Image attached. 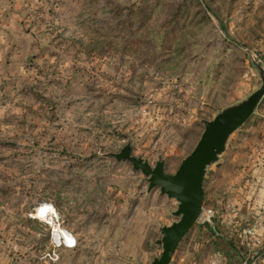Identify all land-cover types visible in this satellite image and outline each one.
<instances>
[{
    "label": "rangeland",
    "instance_id": "obj_1",
    "mask_svg": "<svg viewBox=\"0 0 264 264\" xmlns=\"http://www.w3.org/2000/svg\"><path fill=\"white\" fill-rule=\"evenodd\" d=\"M132 1L0 0V264H148L177 201L109 152L129 142L173 172L201 119L258 86L264 0H202L203 21L188 7L165 50L156 34L177 0L120 26L114 8ZM251 146L264 150V94L206 167L204 207L230 197L226 179ZM200 224L168 264H234L223 252L238 227Z\"/></svg>",
    "mask_w": 264,
    "mask_h": 264
},
{
    "label": "water",
    "instance_id": "obj_2",
    "mask_svg": "<svg viewBox=\"0 0 264 264\" xmlns=\"http://www.w3.org/2000/svg\"><path fill=\"white\" fill-rule=\"evenodd\" d=\"M253 65L260 78L258 86L241 99L220 108L210 118L201 119L203 127L197 140L179 160L173 172L163 169L162 158H157L150 165L146 158L131 154L129 142L123 144L118 151L109 152L116 160L125 159L132 169L142 172L147 181L146 191L156 186L159 194L177 201L171 213L178 218L158 227L161 234L154 241L160 244L161 251L148 264L170 262L176 245L201 211L202 178L206 167L217 161L229 134L248 118L264 94V70L258 63Z\"/></svg>",
    "mask_w": 264,
    "mask_h": 264
},
{
    "label": "crops",
    "instance_id": "obj_3",
    "mask_svg": "<svg viewBox=\"0 0 264 264\" xmlns=\"http://www.w3.org/2000/svg\"><path fill=\"white\" fill-rule=\"evenodd\" d=\"M253 149L251 146L250 151H246L242 161L226 179L225 189L229 190L230 197L220 205L221 208L215 209L216 218L213 219H217L221 224L229 222L238 227L234 228L230 239L228 246L230 253L223 252L229 255V258H233L231 260L235 262L234 264H239L236 263L239 259L240 264H264V240L248 246L242 240L244 237L242 229L257 217H261L259 215L264 216V150L261 148V152H254ZM255 230L262 235L264 225L256 226ZM257 258L260 260L256 262Z\"/></svg>",
    "mask_w": 264,
    "mask_h": 264
},
{
    "label": "trees",
    "instance_id": "obj_4",
    "mask_svg": "<svg viewBox=\"0 0 264 264\" xmlns=\"http://www.w3.org/2000/svg\"><path fill=\"white\" fill-rule=\"evenodd\" d=\"M158 5V0H136L126 5L117 6L114 8L115 20L120 26L144 25L150 17L153 9ZM168 13L166 19L162 23V29L156 34L159 44H163V50L167 48V43L171 35L180 29L185 18L188 16V7H192V15L194 14L195 21H203L208 19L205 9L208 8L204 5L202 0H177L168 4ZM202 226L209 224L201 223Z\"/></svg>",
    "mask_w": 264,
    "mask_h": 264
},
{
    "label": "built area",
    "instance_id": "obj_5",
    "mask_svg": "<svg viewBox=\"0 0 264 264\" xmlns=\"http://www.w3.org/2000/svg\"><path fill=\"white\" fill-rule=\"evenodd\" d=\"M255 151L260 152V147L256 146ZM213 219H215V209L211 207H207V206L204 207L202 205V208L197 217V220L200 223L211 224ZM261 224L264 225V218L257 217L254 223H251L250 225L242 229V233L244 235L242 240L244 241L246 246L251 245L252 243H260L264 240V232L262 235H259V233H257L255 230V225H261ZM71 238H72L71 242L67 240L66 241L62 240L63 244H65L66 246H73L74 237L72 236Z\"/></svg>",
    "mask_w": 264,
    "mask_h": 264
},
{
    "label": "bare ground",
    "instance_id": "obj_6",
    "mask_svg": "<svg viewBox=\"0 0 264 264\" xmlns=\"http://www.w3.org/2000/svg\"><path fill=\"white\" fill-rule=\"evenodd\" d=\"M37 211L40 213L41 216H42V215L45 216V214L51 212L49 206H47V205H42L40 208H38ZM38 212H36V213H38ZM61 233H62V234H65L64 231H61Z\"/></svg>",
    "mask_w": 264,
    "mask_h": 264
}]
</instances>
